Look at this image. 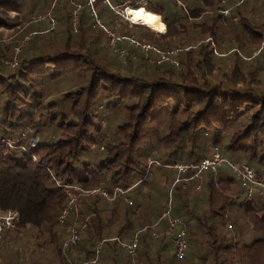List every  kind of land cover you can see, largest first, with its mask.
<instances>
[{
	"label": "trees",
	"instance_id": "trees-1",
	"mask_svg": "<svg viewBox=\"0 0 264 264\" xmlns=\"http://www.w3.org/2000/svg\"><path fill=\"white\" fill-rule=\"evenodd\" d=\"M140 1L0 0V29L10 32L0 42V72L16 39L34 32L0 81V209L19 213L0 239L9 244L0 264H264V212L256 192L241 200L239 214H230L247 187L239 183L241 192L232 193L236 176L228 166L222 165L232 177L224 178L214 174L222 166L197 176L169 167L198 163L218 150L264 174V9L257 17L249 15L255 7L248 15L236 9L234 23L222 15L233 1L148 0L145 7ZM127 8L138 23L126 18ZM83 11L100 14L103 23H89ZM146 20L160 31L139 23ZM109 26L122 36L125 55L105 46ZM129 39L166 58L139 51ZM102 107L117 118L111 130L98 114ZM159 147L155 158L151 152ZM99 181L110 193L132 188L111 201L100 195L85 209L81 200L68 207L64 185L85 191ZM170 183L177 202L171 214L187 224L183 261L172 241L152 235L151 225L167 209L161 191ZM191 187L195 200L187 198ZM130 197L134 207L123 200ZM143 215L152 218L143 222ZM71 230L79 234L77 247L63 244ZM134 236L131 256L122 243ZM65 249L76 251L70 260Z\"/></svg>",
	"mask_w": 264,
	"mask_h": 264
},
{
	"label": "rangeland",
	"instance_id": "rangeland-1",
	"mask_svg": "<svg viewBox=\"0 0 264 264\" xmlns=\"http://www.w3.org/2000/svg\"><path fill=\"white\" fill-rule=\"evenodd\" d=\"M230 1H233V3L232 4H234V6H230V8H228V7H225V9L226 10H222V15L224 16V17H226V18H232V20H233V22L234 23H237V21H238V18H239V16L236 14L237 12H235L236 11V9L238 10V12H244V14H246L247 13V15H248V13L250 12V7H255V9L253 8L252 10H251V13L249 14L250 16H255V17H257L258 15H260L261 13H262V9H264V2H262L261 0H220V4H224L225 6H226V2H230ZM237 2V4H236V2ZM153 2L151 1V4H152ZM139 5H142V6H146L147 4H148V0H141L139 3H138ZM117 7H119V5H117ZM90 11L92 12L93 11V9H92V6L90 5ZM120 8V7H119ZM118 8V9H119ZM127 10V13H128V10H129V8H127L126 9ZM88 12H89V10H87ZM87 11H83L84 12V14L86 15V16H88L89 15V13L87 12ZM226 11V12H225ZM48 12H50V10H49V8H47L46 9V13L48 14ZM44 13L45 12H43V14H40V15H38V17H37V19L38 18H40V17H42V19H43V17H44ZM51 14V13H50ZM76 13L74 12V15H75ZM10 15L13 17L14 16V13L13 12H10ZM128 16V15H127ZM160 16V15H159ZM100 18V19H99ZM129 18V17H128ZM160 18L162 19V17L160 16ZM33 19V18H32ZM137 19L138 18H136V20H135V23H138L137 22ZM130 20V19H129ZM88 22L89 23H94V22H96L97 23V25L99 26V24L102 22L103 23V18H102V16L99 14V17L98 16H94V17H89L88 16ZM140 24H142L141 22H139ZM144 23V22H143ZM166 24V23H165ZM53 25V24H52ZM158 26V25H157ZM164 26V25H163ZM151 29V28H150ZM164 29H165V26H164ZM0 31H1V33H0V42H5L9 37H10V32H9V30H7L6 28H1L0 29ZM160 31V29H158V32ZM107 34H106V37H105V46H107V48L109 49V50H112L113 52H115V53H117L118 54V56H123V55H125L124 53H126L125 51H126V48H125V46H124V44H123V40H122V36H118V35H116V33H114V31H113V29H112V26H109L108 27V29H107ZM165 32V30H163V32L162 33H164ZM34 32H28L27 34L25 33V35L23 36V37H21V38H18V39H16V45H15V47H13V53H12V56L10 57V58H7V59H3L2 60V70H1V72H0V81L1 80H3V79H5V77L7 76V72H4L3 70H5V71H12L16 66H17V61H18V55H19V52H20V46L21 45H25L26 44V42L29 40V37L31 36V34H33ZM165 35H170V32H168L167 34H165ZM117 37H120L121 38V40H117L116 38ZM133 41H135V42H137V43H139V44H142V43H140V42H138V41H136V40H133ZM147 44V43H146ZM135 45V44H134ZM138 47V46H137ZM139 51H142V49H141V47L139 46L138 48H137ZM234 49H236V48H234ZM234 49H232V50H234ZM252 48H250L249 50H251ZM240 49H238V51H239ZM240 52V51H239ZM250 52V51H249ZM256 53V51L253 53V54H255ZM130 56H132V57H134V52H132V53H130ZM153 61V60H152ZM173 61V60H172ZM79 108H82V106H79ZM78 112L80 111L79 109L77 110ZM98 114L101 116V119L103 120V124H104V126H107V127H109V129L111 130V129H113L114 127H115V124L117 123V121H116V119L117 118H115V114H113L112 113V111L111 110H108V109H105L104 107H102V108H100L99 110H98ZM118 114V113H117ZM120 138H122V136H123V131L122 130H120V132H119V135H118ZM158 150H162V148L161 147H159L158 149H154V150H152V152H151V154H153L154 153V156H155V158H159V157H161L160 155V153H159V151ZM156 151L158 152V155L156 154ZM213 152V151H212ZM214 152H218V150L216 151V150H214ZM219 153V152H218ZM205 154H209V152H206ZM150 158H154L153 156H150ZM150 158H148V160L150 159ZM147 160V161H148ZM161 160V159H160ZM250 163V162H249ZM250 165H252L251 163H250ZM253 166V165H252ZM258 169L256 168V172L262 177V178H264V174H262V172H261V170H258ZM162 173V175H166V174H169L168 172H161ZM215 175H216V177L218 178V177H229V176H231L232 174L231 173H229V169L226 167V166H222L216 173H214ZM170 176V178L172 179V178H174L175 177V175H174V172H172V174L171 175H169ZM177 177V176H176ZM232 177V176H231ZM165 178H164V176H162L161 177V179H160V187L162 188V187H164V183H163V180H164ZM198 179H202V177L201 178H198ZM199 180V181H200ZM190 182V180H186L185 178L182 180V181H180V184H183L184 186H186L188 183ZM240 182L239 181H237V179L236 178H233L232 177V179H231V188H232V193H234V192H236V194L237 193H239V192H241L240 190H241V187H240V184H239ZM58 185H61V184H58ZM104 182L103 181H99L98 183H96V184H94L92 187H90V189L89 190H92V189H96V188H98V189H104L105 190V188H104ZM182 185V186H183ZM251 185V184H250ZM171 183H170V185H168V187L167 188H165V189H163L162 191H161V201L162 202H164V204H166V206H165V208H168V206H170V208H171V204L173 205V206H175V204L177 203V202H175V196L173 195L172 196V199H171V196H170V192H169V190H170V188H171ZM64 187V189H65V192H66V185H64L63 186ZM110 188V187H109ZM109 188H106L107 189V191L109 190ZM199 189V185H197L196 187H195V189ZM69 189V193H71L72 195H73V197H76L75 199H76V201H74L73 203H72V206L73 207H76L77 205H78V203L79 202H81L82 201V205H81V207H82V209H85V206H87L88 204H93L95 201H96V199H98V202H99V197H100V195L99 194H96V193H91V194H81V193H75V191L74 190H76V189H70V188H68ZM111 189V188H110ZM201 189V188H200ZM181 190H186L185 188H183V187H181ZM128 191V190H127ZM177 191V190H176ZM252 191H253V194H254V192H256L255 193V196H257V197H260V200H262V201H260V202H258L259 203V208H258V210L260 209V211L261 212H264V208H262V206H264V189H262L260 186H258V185H253L252 186ZM126 192V191H125ZM125 192H123V193H125ZM197 192V191H196ZM195 190L191 187V189H190V191H188L187 190V194H188V197L187 198H189V199H193L194 198V200H195ZM253 194H251V197L249 198V199H246L245 198V196L242 194V196H241V194L240 195H238L239 197L238 198H234V203L232 204V208H231V211H230V214H235V213H237V214H239V209L240 208H242V209H244L241 205V200H243L244 201V203H247V202H249L250 200H252V198L254 199V196H253ZM116 197H118V195L116 196ZM184 197V196H183ZM196 197H197V195H196ZM101 198V197H100ZM117 199V198H116ZM115 199V200H116ZM174 199V200H173ZM81 200V201H80ZM127 204H128V202H133L132 203V205H133V207H134V205L136 204L135 202H134V199L132 198V197H130V198H124L123 199ZM178 200V199H177ZM97 202V203H98ZM113 202V201H112ZM165 208H163V210L165 209ZM260 211H258V212H260ZM163 212V211H162ZM161 212V213H162ZM161 213H159L158 215H160ZM178 213V212H177ZM180 215H182V214H180ZM173 216V215H172ZM184 216V215H183ZM142 217H144L145 219H143L142 221L143 222H145L147 219H151L152 217L149 215V216H147V215H143ZM186 218V217H185ZM229 220H231V219H229ZM229 220L227 221V222H229ZM144 224H146V223H144ZM241 225H243L244 226V223L242 222V224ZM165 227V223L164 222H161L158 226H157V230L158 231H160L161 230V228H164ZM245 228V227H244ZM235 229V228H234ZM236 231V230H235ZM242 232H243V234L242 235H245V237H244V239L245 240H247V238H248V236L250 235V232L248 231V229H242ZM233 234H234V231H233ZM237 234V233H236ZM67 238V235L66 236H64V239H66ZM64 239H63V242H64ZM64 244V243H63ZM76 244V243H75ZM75 244H73V245H75ZM72 245V246H73ZM77 245V244H76ZM75 245V247H77ZM8 246H9V244L5 241V242H3L2 240L0 241V252L1 251H6L7 250V248H8ZM65 248H68V247H65ZM71 248H73V247H71ZM172 250L171 249H169V254L171 255V252ZM76 253V251H72V253L71 254H68V252H67V250L65 249V251H63V254H64V256H65V258L66 259H69V255H71V256H73L74 254ZM70 260V259H69ZM99 264H102V263H99Z\"/></svg>",
	"mask_w": 264,
	"mask_h": 264
},
{
	"label": "built area",
	"instance_id": "built-area-1",
	"mask_svg": "<svg viewBox=\"0 0 264 264\" xmlns=\"http://www.w3.org/2000/svg\"><path fill=\"white\" fill-rule=\"evenodd\" d=\"M126 18L129 19L127 16V10H126ZM51 21H52L51 23L54 24V20ZM129 21L132 22L131 20ZM116 39L121 40L120 37H117ZM129 40L131 43L135 44L136 46L138 47L140 46L142 51L149 49L153 53L161 54V59L166 58L164 52L158 50L153 45L146 43L139 44L133 41L132 39ZM174 52L175 51H172L171 53ZM2 142L3 140L0 139V144ZM151 162L153 161L149 160V163ZM222 165L228 166L233 171L240 184L247 187L245 193L246 199H249L251 197L253 185H258L262 189H264V178H262L253 168L249 167L245 163L234 164L232 161H229L218 152H214L210 156L204 157L198 163H189V164L175 163L173 165H169V167L176 169L178 172H186L187 170H193L194 171L193 176H197L198 174L206 170L215 171L217 168H219ZM68 188L71 187L66 185V193H68L70 197V200L68 202V207H70L72 203L76 200L75 199L76 197H73V195L69 193ZM72 188L83 192L96 193L105 197L107 200L111 201L117 195V193H123L127 190H130L132 187L122 189L116 186L112 188L111 193L104 189H98V188L92 190H85V191L77 186H73ZM66 213L67 211L66 209H64L61 217H63ZM18 217H19V213L15 209H7V210L0 209V239L2 237V234L6 230L15 226L16 222L18 221ZM161 222L165 223V227L162 228V231H158L157 226ZM151 229H152V235L154 237H157L158 235L159 236L163 235L167 237L170 241H172L174 256L178 261H183L185 259L186 250H187V240H186L187 224L181 217L172 216L170 206H168V208L158 217V219L153 223V225H151ZM78 239H79L78 232H76L75 230H71L69 236L64 241V246H67L68 244H74ZM136 245H137L136 236L122 243V246L124 247L126 252L131 256L135 255L136 253ZM94 261L95 260H93V262Z\"/></svg>",
	"mask_w": 264,
	"mask_h": 264
},
{
	"label": "bare ground",
	"instance_id": "bare-ground-1",
	"mask_svg": "<svg viewBox=\"0 0 264 264\" xmlns=\"http://www.w3.org/2000/svg\"><path fill=\"white\" fill-rule=\"evenodd\" d=\"M127 15H128L129 19L132 22H135V20H136V13H135L134 9H129ZM142 24H144L147 27L151 28L153 31L158 32V29L159 28L157 27V24L154 21H152V20H146Z\"/></svg>",
	"mask_w": 264,
	"mask_h": 264
},
{
	"label": "crops",
	"instance_id": "crops-1",
	"mask_svg": "<svg viewBox=\"0 0 264 264\" xmlns=\"http://www.w3.org/2000/svg\"><path fill=\"white\" fill-rule=\"evenodd\" d=\"M158 27V26H157ZM159 29H160V27H158ZM160 231H162V228H161V230Z\"/></svg>",
	"mask_w": 264,
	"mask_h": 264
},
{
	"label": "water",
	"instance_id": "water-1",
	"mask_svg": "<svg viewBox=\"0 0 264 264\" xmlns=\"http://www.w3.org/2000/svg\"><path fill=\"white\" fill-rule=\"evenodd\" d=\"M161 34V33H160Z\"/></svg>",
	"mask_w": 264,
	"mask_h": 264
}]
</instances>
